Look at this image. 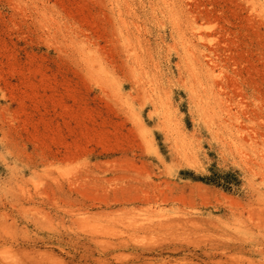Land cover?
<instances>
[{
	"label": "rangeland",
	"instance_id": "1",
	"mask_svg": "<svg viewBox=\"0 0 264 264\" xmlns=\"http://www.w3.org/2000/svg\"><path fill=\"white\" fill-rule=\"evenodd\" d=\"M204 263L264 264V0H0V264Z\"/></svg>",
	"mask_w": 264,
	"mask_h": 264
},
{
	"label": "bare ground",
	"instance_id": "2",
	"mask_svg": "<svg viewBox=\"0 0 264 264\" xmlns=\"http://www.w3.org/2000/svg\"><path fill=\"white\" fill-rule=\"evenodd\" d=\"M255 7V6H254ZM256 11V10H255ZM90 241V240H89ZM90 242H93V241H90ZM121 245V244H120ZM110 248H111V251H113V250H116V249H119L120 248V246H117V245H110L109 246ZM211 253V252H210ZM208 254V253H207ZM207 254H205V255H207ZM213 254V253H212ZM217 253H215V254H213L212 256L215 258L217 255H216ZM219 255V254H218ZM208 258V257H207ZM212 258V257H211ZM210 259V258H209ZM207 263V262H206ZM206 263H204V264H206ZM222 264V263H221Z\"/></svg>",
	"mask_w": 264,
	"mask_h": 264
}]
</instances>
